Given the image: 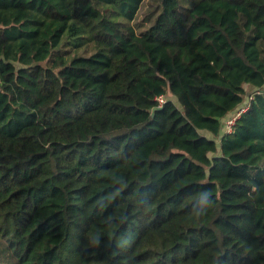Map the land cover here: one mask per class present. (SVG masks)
<instances>
[{"label": "trees", "instance_id": "16d2710c", "mask_svg": "<svg viewBox=\"0 0 264 264\" xmlns=\"http://www.w3.org/2000/svg\"><path fill=\"white\" fill-rule=\"evenodd\" d=\"M145 1L0 0L16 264H264V0Z\"/></svg>", "mask_w": 264, "mask_h": 264}, {"label": "rangeland", "instance_id": "374dc122", "mask_svg": "<svg viewBox=\"0 0 264 264\" xmlns=\"http://www.w3.org/2000/svg\"><path fill=\"white\" fill-rule=\"evenodd\" d=\"M190 0H180V10L184 11L187 9V6L189 4ZM194 1V0H191ZM157 4L158 2L155 0H146L137 16V19L135 21V25L137 26V29L142 32L144 31L146 28H148L154 21L155 16L158 14V12L160 11V7L157 9ZM146 18V20H145ZM247 92L245 95L244 100H246L251 93L254 91V88H252L251 86L247 85ZM169 97H171L173 100L176 101V99L170 95H168ZM176 103L178 104V102L176 101ZM219 141V140H218ZM6 249H5V245L3 243H0V264H16L10 257L5 254ZM7 253V252H6Z\"/></svg>", "mask_w": 264, "mask_h": 264}, {"label": "built area", "instance_id": "2783aa9c", "mask_svg": "<svg viewBox=\"0 0 264 264\" xmlns=\"http://www.w3.org/2000/svg\"><path fill=\"white\" fill-rule=\"evenodd\" d=\"M253 96L251 95L244 103L243 106H241V108H239L236 113L231 116L230 118H228L226 121H225V129H226V132H231L233 130V126L235 125V122L237 120V118L240 116V114L245 111L249 105H250V99H252ZM156 101H157V104L159 107H161L167 100V96L166 95H158L156 96Z\"/></svg>", "mask_w": 264, "mask_h": 264}]
</instances>
